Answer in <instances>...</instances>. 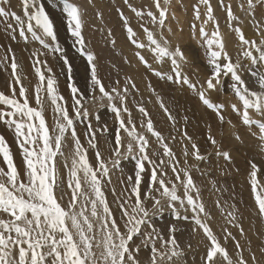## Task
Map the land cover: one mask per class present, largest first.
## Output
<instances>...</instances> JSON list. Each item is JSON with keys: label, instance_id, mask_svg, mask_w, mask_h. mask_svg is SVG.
I'll return each mask as SVG.
<instances>
[{"label": "snow or ice", "instance_id": "snow-or-ice-1", "mask_svg": "<svg viewBox=\"0 0 264 264\" xmlns=\"http://www.w3.org/2000/svg\"><path fill=\"white\" fill-rule=\"evenodd\" d=\"M123 3L141 22L146 39L144 42L139 38L129 17L118 9L139 64L158 80L186 88L221 126L235 128L226 119L225 104L213 102L210 97V93L219 92L227 84L241 102V107L231 104L232 111L249 130L253 126L259 129L260 151L264 153V20L256 19L257 9H264V0H238L237 8L243 17L234 12L228 0H217V6L225 13L227 28L238 37L240 50L235 59L227 50L212 0H197L191 28L194 33L198 28L205 50L208 75L202 82L199 76L193 81L186 75V51L179 44L173 47L168 38L174 35L167 27L172 0H150V4L140 8L129 0ZM55 6H60L64 14L71 49L86 63L84 88L73 75L68 49L58 40L57 25L48 10ZM87 6L95 7V0H86V5L77 0H0V32L11 41L6 48L0 45V70L10 69L6 82L9 94L0 91V124L13 133L23 166L21 175L11 146L0 134V264H187L185 250L176 236L184 222L192 225L193 233L201 230L208 241L200 264H248L245 250L252 264H259L251 241L244 249L229 231L230 227L235 228L240 236H245L243 215L234 194L231 202L215 203L225 220L220 228L222 238L225 243L234 242L236 259L210 226L213 216L192 172L203 173L202 165L210 168L211 161L209 153L202 151L197 139L189 135V117L184 115L183 125H179L177 114L149 80L151 95L175 129L165 136L155 127L146 107L152 101L142 97L137 100L131 95L139 92L131 76L123 77V86L120 78L111 87L103 82L99 57L85 37ZM97 18L102 19V14L98 13ZM145 18L151 28L143 23ZM245 19L259 40L246 38L242 27ZM209 24L213 26L211 32ZM107 35L115 48L110 29ZM12 44H23L22 51L29 55L36 77L31 87ZM36 44L38 48L28 47ZM145 50L161 65L159 69L142 54ZM44 56L62 61L69 98L61 94L58 78L48 60L42 59ZM124 63L132 64L127 57ZM166 64L167 71L163 68ZM113 68L119 73L115 65ZM245 73L252 78L251 86ZM130 100L139 113L137 120L128 106ZM104 108L112 114L111 129L109 122H102L99 109ZM47 112L51 113V124ZM81 125L83 139L78 131ZM206 129L205 142L217 156L231 161V153L223 150L222 142L212 135L211 123L206 124ZM252 134L256 136L255 132ZM100 137L107 149L100 145ZM234 139L243 143L238 133ZM174 143L180 147L179 156L172 147ZM129 163L132 167L125 178L123 173ZM249 169L254 212L264 220V182L259 178L264 172L254 160L249 161ZM115 171L121 173L119 190L113 184ZM212 183L217 192L226 191L216 187L215 181ZM166 212L175 221L167 225V238L155 223ZM260 252L264 255V247Z\"/></svg>", "mask_w": 264, "mask_h": 264}, {"label": "rangeland", "instance_id": "rangeland-1", "mask_svg": "<svg viewBox=\"0 0 264 264\" xmlns=\"http://www.w3.org/2000/svg\"><path fill=\"white\" fill-rule=\"evenodd\" d=\"M49 2H51V0H49ZM77 2L82 5H86V0H77ZM228 2L233 5V10L237 15L241 17L244 16V13L240 12L237 8L238 0H228ZM129 3L134 7L140 8L145 4H150V0H129ZM196 3L197 0H183L182 3L180 0H172V5L169 7L167 27L172 30V33H174V35L168 36L172 42V46L175 47L177 44H179L181 48L186 51V55L189 60V63L184 67L186 75H188L193 81H196L197 76H199L200 81L202 82L208 75L205 50L203 47H201L203 42L199 37L198 28L195 33L191 28V25L194 22L193 8ZM212 4L215 8V15L220 20L221 31L225 34L227 50L229 54L233 56V59H235L240 50L238 37H236L234 33H230L229 29L227 28L225 24V13L217 6V0H212ZM118 9L122 10L125 15L129 17L134 31L137 32L139 38L142 41L146 42L143 29L140 27L141 22L135 18V14L132 13L131 10L123 3V0H95V7L87 6L85 37L91 50L97 53L99 57V71L103 77V82L108 87H111L113 86V81H115L117 78H120L121 86H123V77L125 75L132 76L137 88L139 89V92H132L131 95L135 96L137 100L141 99L142 97L144 101H152L151 103L146 104V107L148 108V111L154 120L155 127L165 136H168L170 132H175V129L170 127V122L167 120L164 112L159 108L155 97L151 95L147 87L149 80L151 81L153 87L156 88L157 92L164 98L166 105L174 112V114H177L179 125H183L182 117L184 115L189 117V124L187 128L188 133L197 139L202 151H207L209 153V160L211 161L210 168L202 165V168H204L203 173L196 170H193L192 172L194 180L201 188V195L206 207L213 216V219L209 221L210 226L213 228L214 232H216V234L221 237L222 246H225L229 253L233 256V259H236L237 257L235 255L236 249L234 242L232 240H228L227 243H225L222 238L223 233L220 231V228L225 223V220L224 216L221 215L220 209L216 207L215 203L217 200H220L222 205H224L225 201L231 202V197L234 194L236 196V200L239 201L240 213L243 215L242 225L245 230V236H240L235 228L230 227L229 231H231L233 235L236 236L237 240L240 241L241 246L244 249H247L248 242L251 241L252 251L256 254L259 264H264V255H262L260 252V249L264 247V220H261V218L254 212V197L251 193L249 184V161L254 160V158L251 157L249 153H254L258 157L257 164L261 166L262 172H264V153L260 151V146L255 147V140L259 141V129L253 126L251 130H255V133H257V135L254 136L251 130L242 125L240 116L232 111L230 105L236 104L237 107H241V102L227 87V84L225 85V88L221 89L219 92L210 93V97L213 102L225 104L227 108V111L225 112L226 119L231 120L232 123L236 125L235 128L229 127L228 124L221 126L217 122L215 115L199 102L195 94L191 93L186 88H176V86L166 83L165 81H160L148 73L142 65L138 64L139 62L134 56L136 49L127 41V34L122 25L121 18L117 11ZM48 10L55 24L57 25L58 32H60L58 33V40L60 44L68 49L67 54L69 55L70 61L73 65V75L81 88H84L87 77L86 63L83 58L79 57L71 49L72 40L66 30L65 17L61 11V7H49ZM152 10L155 11V8L152 7ZM98 13L102 14V19L97 18ZM256 19L264 20V9H257ZM143 23H145V25L149 28L152 27L151 24L147 23V18H145ZM196 23L199 27V22L197 21ZM242 27L246 38H257V40H259V38L256 37L255 29L247 19H245ZM109 29L112 32V37L116 40L115 48H113L109 43V37L107 35ZM181 29L182 31H179ZM208 30L210 32L213 30V26L211 24L208 25ZM1 35L5 40H8L3 33ZM166 35L168 34L166 33ZM18 45L20 46V44H13L12 47L13 50L16 49L14 51L18 57H20L19 52L23 54H26V52H23L22 49H18ZM142 54H144L145 57L153 63L154 67H157L158 69L161 67V65L155 62L150 52L145 50ZM125 57H127L132 62L131 66L124 63ZM44 59L48 60V63L52 69H55V67L57 68V74L63 68L62 61H59L58 59L55 60L52 58V56H44ZM53 60L56 62L57 66L53 65ZM134 62H136L139 67L136 64L134 65ZM113 65H115L116 68L120 70L119 73H117L116 69L113 68ZM163 68L165 71H167L168 65H164ZM142 71H145L144 75ZM138 72H142V76L144 77H141V79H143V81L139 79L140 77H138ZM9 73L10 71L3 74L4 76L2 79H4L5 82L8 80ZM57 78L60 82V87L62 86L61 88L63 89L62 91V89L59 87L61 94L64 95L66 99L69 98V89L67 90V83L65 84V81L67 82L66 70L64 73L61 72V74L59 72ZM244 78L251 86L252 81L248 79L249 76L247 73L244 74ZM5 89H7V83L5 85ZM7 90H5L6 94ZM128 106L132 110L133 119L137 120L139 118V113L137 112L131 100ZM92 110L93 109H90V111ZM99 112L102 122H109L110 129L114 127L112 114L106 108L99 109ZM47 114L46 116L48 117V121L51 124V113L47 112ZM253 118L258 119L259 117L254 116ZM207 123H211L212 125V135H214L218 141L222 142V149L231 153V161H226L222 157L217 156L215 149H213L209 143L205 142L204 137L207 131ZM2 128L3 130L1 129V131L3 132L5 126H2ZM78 131L81 133V138L83 139L82 125L79 126ZM221 132L223 135H221ZM236 133L241 136L243 143L235 141L234 134ZM8 134H10V132ZM175 134L177 135V139H179V133L176 132ZM3 135L6 136V139L8 138L7 134ZM10 135L13 142L10 139L11 145L9 142L8 143L12 148L14 159L18 165L19 171L21 172V175H23V166L19 150L13 139V133L11 132ZM109 136L111 137V131ZM112 138L114 139V137ZM99 141L100 145L104 149H107V145L104 144V138L100 137ZM172 147L179 156V145L174 143ZM89 157L90 160L93 158V154L91 152L89 153ZM131 167L132 165L130 163L126 165L125 171L123 173L125 178L130 173ZM237 169H239V172L236 171ZM112 175L113 184L119 190L121 187L119 184L121 173L119 171H115ZM259 178L262 182H264V174H260ZM212 181L216 182V187L226 189V191L217 192L213 187ZM111 199L112 197L109 192V200L111 201ZM174 222L175 221L173 218L167 212L162 218H159L155 221L157 226L161 227L162 231L164 232L165 238H167V225ZM184 231H187L188 233L186 240L182 236V232ZM176 236L181 246L185 250L184 259L187 261V264H200V257L206 251L204 245L208 243L203 235V232L197 229V231L193 233L192 225L190 223L184 222L181 223V231L177 232ZM188 244H191L192 247L188 248ZM144 254L146 255V253ZM243 255L245 259H248V264H251L252 261L249 258V253L247 250L243 252Z\"/></svg>", "mask_w": 264, "mask_h": 264}, {"label": "bare ground", "instance_id": "bare-ground-1", "mask_svg": "<svg viewBox=\"0 0 264 264\" xmlns=\"http://www.w3.org/2000/svg\"><path fill=\"white\" fill-rule=\"evenodd\" d=\"M56 18V17H55ZM58 33H60V32H58ZM2 33L0 32V45H4L5 46V48H6V46L9 44V43H11V41L9 40H5L3 37H2V35H1ZM61 35V34H60ZM196 38H197V36H196ZM13 45V44H12ZM16 46V45H15ZM23 47H25L23 44H20V46L18 45V49H22ZM33 47H35V48H38L39 47V45L38 44H36V45H30L29 46V48H33ZM104 49V48H103ZM14 50H16V49H14ZM106 50V49H105ZM108 50V49H107ZM110 51V50H109ZM104 52V51H103ZM105 53H107V52H105ZM110 53H111V51H110ZM19 54H20V62L22 63V65H23V70H24V72H25V74L28 76V78H29V85H30V87L32 86V85H34L35 83H36V77H35V74H34V71H33V69H32V66H31V60L29 59V55H28V53H26V54H23V53H20L19 52ZM100 54H102V53H100ZM110 55H112V54H110ZM103 57V56H102ZM114 57V56H113ZM112 57V58H113ZM104 58V57H103ZM42 59H44V57H42ZM114 59V58H113ZM55 60H57V59H55ZM106 61V60H105ZM108 61V60H107ZM59 63V62H58ZM109 63V62H108ZM116 63V62H115ZM136 64V62H134V65ZM139 64V63H138ZM138 64H136V65H138ZM53 65L55 66L56 65V62L53 60ZM140 65V64H139ZM139 65H138V67H139ZM50 66V65H49ZM57 66V65H56ZM59 67V66H58ZM82 68H83V65H82ZM142 68V67H141ZM55 70V71H54ZM139 70H140V68H139ZM10 71V69H8V71L7 72H9ZM57 68L55 67V69H53V72L55 73V74H57ZM141 71V70H140ZM6 71H2V70H0V91H5V90H7V89H5V85H6V82H5V80L4 79H2V77L4 76L3 74H5V73H7ZM60 72V74H61V71H59ZM59 72H58V74L56 75V76H58L59 75ZM143 72V71H142ZM142 72H138V77H140L139 79H141V77L143 78L144 76H142ZM145 72V71H144ZM144 72H143V75H144ZM85 73V72H84ZM137 73V72H136ZM62 76V75H61ZM137 76V75H136ZM132 77V76H131ZM135 77V76H134ZM137 77V78H138ZM5 78V77H4ZM9 78V77H8ZM63 78H64V76H63ZM6 79V78H5ZM60 79V78H59ZM152 79V78H151ZM250 81H252V78L251 77H249L248 78ZM7 80V79H6ZM66 80V79H65ZM142 81H143V79H141ZM138 81V80H137ZM141 81V82H142ZM139 82H140V80H139ZM67 82L65 81V84H66ZM61 85H63V84H61ZM66 86V85H65ZM59 87H60V82H59ZM62 87V86H61ZM60 87V89H62ZM177 88V87H176ZM67 90H68V88H67ZM61 91V90H60ZM62 91H63V89H62ZM66 92V91H65ZM7 94H9V92H8V90H7ZM47 114V113H46ZM48 115V114H47ZM231 117V116H230ZM2 126H4V125H2V124H0V134H7V136H8V138L6 139V140H10L12 137H11V131H9L10 132V134H8L9 132H8V129L5 127V129H4V131L2 132L1 131V129L3 130V128H2ZM252 131V133L253 132H255V130H251ZM256 135H257V133H256ZM6 137V136H5ZM247 138V137H246ZM14 139V138H13ZM249 139V138H248ZM12 140V139H11ZM11 140L10 141H8L9 143L11 142ZM12 142H13V140H12ZM260 144H261V142H259L258 140H255V147H258V146H260ZM10 145H11V143H10ZM256 149H259V148H256ZM250 154V156L251 157H253L254 158V160L256 161V163H257V156L254 154V153H249ZM264 155V154H263ZM264 159V158H263ZM261 162V161H260ZM259 163V162H258ZM21 170V169H20ZM182 236L184 237V239L186 240V238H187V236H188V233H187V231H184V232H182ZM145 255V254H144ZM252 264V263H251Z\"/></svg>", "mask_w": 264, "mask_h": 264}]
</instances>
